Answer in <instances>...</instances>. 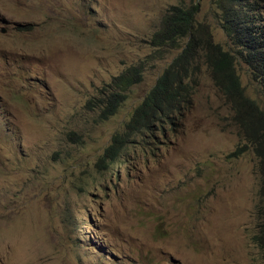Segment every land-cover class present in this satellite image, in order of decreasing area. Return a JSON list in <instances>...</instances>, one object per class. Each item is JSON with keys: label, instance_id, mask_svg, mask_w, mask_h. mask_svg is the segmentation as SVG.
<instances>
[{"label": "rangeland", "instance_id": "1", "mask_svg": "<svg viewBox=\"0 0 264 264\" xmlns=\"http://www.w3.org/2000/svg\"><path fill=\"white\" fill-rule=\"evenodd\" d=\"M241 2L264 20V0ZM192 3L230 50L223 0H0V264H264L259 159L202 57L173 129L97 165L183 47L150 36L171 5ZM234 64L264 111L249 67ZM130 67L140 80L101 117L102 92Z\"/></svg>", "mask_w": 264, "mask_h": 264}, {"label": "trees", "instance_id": "2", "mask_svg": "<svg viewBox=\"0 0 264 264\" xmlns=\"http://www.w3.org/2000/svg\"><path fill=\"white\" fill-rule=\"evenodd\" d=\"M223 1L227 5L223 9V28L231 38L230 50L214 43L205 26L197 24L196 4L169 7L162 25L150 36V41L156 46H172L182 39L183 47L134 107L123 130L112 135L97 165L101 168L109 166L136 135L150 138L155 137V133L163 132L164 127L173 129L183 111L192 103L196 80L191 69L202 57L215 85L231 106L234 123L243 130L245 144L259 159L260 187L255 206L257 221L252 238L264 252V111L254 99L246 95L234 64L235 58L241 59L249 67L252 79L264 92V20L255 18L251 4H244L241 0ZM140 77L136 67L125 69L114 77L109 84L110 90L102 92L99 100L100 116L107 118L116 113L125 97V90L138 82Z\"/></svg>", "mask_w": 264, "mask_h": 264}, {"label": "bare ground", "instance_id": "3", "mask_svg": "<svg viewBox=\"0 0 264 264\" xmlns=\"http://www.w3.org/2000/svg\"><path fill=\"white\" fill-rule=\"evenodd\" d=\"M143 131V130H142ZM251 144V143H250ZM243 146V145H242ZM245 148V147H244ZM262 154V153H261ZM263 155V154H262Z\"/></svg>", "mask_w": 264, "mask_h": 264}]
</instances>
